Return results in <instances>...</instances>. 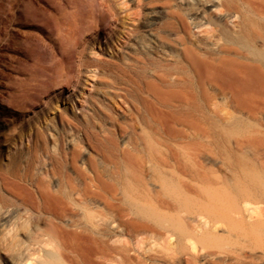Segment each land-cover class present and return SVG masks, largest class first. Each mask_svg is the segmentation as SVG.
<instances>
[{
  "label": "bare ground",
  "instance_id": "obj_1",
  "mask_svg": "<svg viewBox=\"0 0 264 264\" xmlns=\"http://www.w3.org/2000/svg\"><path fill=\"white\" fill-rule=\"evenodd\" d=\"M118 1L120 12L108 1L100 5L97 0H70L71 22L62 39L78 43L80 33L109 24L114 25L109 44L127 37L129 53L137 57L122 54L123 60L114 67L125 77L132 69L143 76L140 81L133 75L128 79L155 99L143 123L154 125L161 137L145 141L129 137L117 155L97 161L84 158L77 146L61 153L56 127L53 149L44 133L35 131L25 159H53L50 165L44 161V169L47 176L58 175L59 183L54 189L46 179L35 178L36 167L30 161L23 173L17 170L15 177L37 188L39 201L31 199L34 211L15 223L8 211L0 215V264H107L113 262V254L124 260L130 237L140 243L142 234L160 242V257L179 264H258L264 250V175L241 155L239 126L229 131L237 133L238 140L234 135L232 141L228 130L224 134L229 140L220 139L225 128L216 121L220 131L211 132V122L204 123L210 119L206 116L212 105L210 90L237 98L264 90V0H180L183 10L174 11L167 23L173 36L155 30L154 12H144L136 20L128 16L127 2ZM8 22V16L0 14L1 34ZM42 68L49 74L47 88L60 84L62 68ZM88 69L86 62L81 63L79 74ZM65 73L72 80V70ZM196 94L203 98L201 106ZM192 108L202 111L204 123L197 114L200 119L195 122ZM82 117L73 122L75 126L93 125ZM8 133L0 125V148L16 140ZM23 157L14 155L15 167ZM56 162L70 164L73 174L58 173Z\"/></svg>",
  "mask_w": 264,
  "mask_h": 264
},
{
  "label": "rangeland",
  "instance_id": "obj_2",
  "mask_svg": "<svg viewBox=\"0 0 264 264\" xmlns=\"http://www.w3.org/2000/svg\"><path fill=\"white\" fill-rule=\"evenodd\" d=\"M97 1L98 4L101 3L100 5L105 1L113 3L118 11H121L118 0ZM125 2H127L129 17L140 20L144 12H154L156 15L155 30L169 33L170 36L175 35L167 23L171 21L174 11L183 10L180 0H125ZM15 3L17 5L13 8ZM69 10L71 11L70 0H5V2L0 0V14L9 18L6 33H0V125L4 126L6 133L9 132V136L12 134L16 136L13 143L0 148V215L8 211L14 223L34 211L32 201H39L37 188L20 177H15L18 169L21 170L20 173H23L30 161L36 167L35 178L46 179L54 185V189L59 183L58 175L56 178L51 174L47 176V171L44 169V163L50 165L54 162L53 159L43 155L40 159L42 163L37 161L34 163L31 156V159H25L29 147H33L35 131L44 133L47 144L53 149L52 137L56 134L53 127H56L60 138L61 153L71 152L77 146L84 158H95L97 161H100L102 157L117 155L129 137L139 136L144 141L148 138L159 139L161 137L159 131L154 129V125L147 126L143 123V118L149 116V109L154 108L151 102L155 99L137 87H133L128 79L133 75L140 81L143 76L139 78L140 73L132 69L130 72H125L127 74L125 77L114 67L123 60L121 58L123 55L131 59L133 56L137 57L135 54H130L132 50L126 44L127 37L122 41L109 44V35L114 28V25L109 24L91 29L85 34L80 33L78 43L62 39L71 22ZM122 14L125 19L128 18L125 12ZM83 62H86L89 67V71L84 75L79 74L80 64ZM43 66L63 69L58 79L60 84L50 88L46 87L49 74L47 76L48 72L43 70ZM95 67L100 68L101 71L99 72L97 68L92 72ZM67 70H72V80L65 75ZM145 79L148 78L145 77ZM212 90L209 96H212V99L208 97L212 105L206 102L207 105H211V107L208 105L206 114L210 119L206 118L207 124L204 123L205 118L201 115L202 111L199 108H197L199 111L192 108L194 111L190 113H195L194 116L191 114L197 119L195 122L200 119L196 117L197 115L203 117L204 119L202 118V121L200 119L199 122L205 125L211 122L210 127L208 125L211 132L220 129L221 126L225 128H221L223 134L225 130H228V134L233 135L230 136L231 138L235 135L230 133L233 127L239 126L240 131L236 135L240 139L238 140L236 135L234 139L243 142L241 145H244L242 146L244 148L240 149L241 155L250 168L264 175V90L241 94L238 96L240 97L238 101L237 96L233 95L236 102L242 103H239L241 104L239 108H235L238 103H232L234 98L231 93ZM197 95L195 99L199 98L201 101L198 100V102H202L203 98ZM198 102L196 101L197 105ZM163 112L168 114L169 110L163 108ZM82 115L91 119L93 123L91 127L81 124L80 126L74 125L77 123L76 119H83ZM215 121L220 126H215L217 125H214ZM226 134L221 135L220 139L229 140V135ZM234 139L232 138V141ZM18 154H23L24 157L21 164L15 167L13 158ZM55 167L58 173L62 171L73 174L70 164L62 165L56 162ZM12 178L16 181L11 180ZM31 199L33 200L30 201ZM99 206L102 208L103 204ZM11 227L13 228L14 224L7 226L6 229ZM222 231L223 229L219 233L224 232ZM140 237V243L137 239L130 237L129 252L124 260L122 259L124 256L117 257V254H113L114 263L107 262V264H179L172 258L160 257L163 254L158 246L160 242H156L158 240L147 234H142ZM259 249L263 250V248ZM259 249L255 252L258 257L261 254ZM263 253L264 250L261 254L263 257L259 258L258 264H264ZM180 258L185 260L184 255Z\"/></svg>",
  "mask_w": 264,
  "mask_h": 264
}]
</instances>
